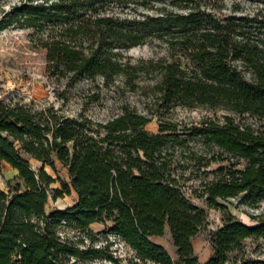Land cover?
Segmentation results:
<instances>
[{"label": "trees", "instance_id": "obj_1", "mask_svg": "<svg viewBox=\"0 0 264 264\" xmlns=\"http://www.w3.org/2000/svg\"><path fill=\"white\" fill-rule=\"evenodd\" d=\"M238 8L233 3L226 11L224 0H19L3 12L0 27L33 29L46 70L69 84L101 78L108 86L118 77L152 74L154 96L164 106L224 112L191 125L160 120L150 131L153 111L129 106L99 121L83 111L67 115L53 105L0 100V162L19 180L12 190L0 188V264H77L104 256L62 239L57 226L88 232L107 222L104 231L143 261L197 264L192 241L206 214L185 187L200 174L211 177L191 193L205 197L224 221L208 237L204 264H264L241 254L246 239H264V213L250 215L254 224L229 213L230 206L264 201V13ZM153 42L162 56L132 62L122 55ZM30 158L42 163L37 171ZM56 162L68 180L45 170H56ZM55 181L59 186L51 187ZM49 193H73L75 203L47 212ZM166 228L174 257L151 240Z\"/></svg>", "mask_w": 264, "mask_h": 264}, {"label": "rangeland", "instance_id": "obj_2", "mask_svg": "<svg viewBox=\"0 0 264 264\" xmlns=\"http://www.w3.org/2000/svg\"><path fill=\"white\" fill-rule=\"evenodd\" d=\"M19 0H0V20L5 10L10 9ZM226 11L235 3L238 11L243 13H264V0H224ZM38 34L31 28H20L13 25L0 27V100L12 103L25 104L32 108H42L53 105L60 112L74 115L83 111L94 120L105 121L121 113L122 107L129 106L139 112L150 114L152 120L146 129L156 131L158 122L171 121L179 126L197 123L207 116H218L224 111L211 110L206 107H185L178 104L164 106L158 102L153 93L157 75L139 74L134 80H125L118 77L108 86L103 85L101 78L94 80L80 78L69 84L66 78H58L46 70L45 51L37 43ZM163 47L157 42L143 44L123 50L124 57H130L132 62L160 57L164 54ZM94 97L96 99L94 100ZM238 117V116H236ZM243 120L252 121L244 115ZM30 166L37 171L42 163L33 158L29 159ZM217 163L211 164L206 170L213 169ZM45 170L54 178L59 176L68 180L66 169L56 162V170L45 165ZM196 172H193V175ZM190 175V171L186 172ZM192 175V174H191ZM209 175L200 174L199 178L192 177L186 181L185 193L190 200L206 214L205 228L193 239V248L198 257L197 264H204L211 253L208 237L212 231L223 225V214L220 210L208 207L205 197L198 198L191 193L192 188H198L200 179H208ZM19 182L17 171L5 162H0V188L5 191L12 190ZM55 181L51 187H58ZM75 195H64L53 198L48 195L45 206L47 212L54 209L65 210L75 203ZM236 202V199H233ZM229 213L246 224H254L250 215L264 213V201L257 207L239 204L238 208L229 207ZM110 225L101 223L91 224L89 231L76 229L60 224L57 234L68 242L81 248H99L104 256L79 260L77 264H155L143 261L136 257L135 251L126 245L119 237L104 231ZM151 240L161 244L174 257L175 248L172 244L168 228L162 236H153ZM245 257L264 260V239L248 238L243 243L241 251ZM111 256L112 258H109Z\"/></svg>", "mask_w": 264, "mask_h": 264}]
</instances>
